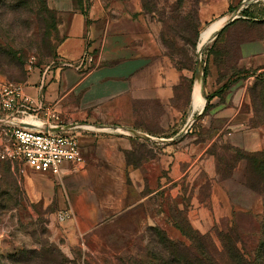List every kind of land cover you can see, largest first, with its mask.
I'll list each match as a JSON object with an SVG mask.
<instances>
[{"label":"rangeland","instance_id":"obj_1","mask_svg":"<svg viewBox=\"0 0 264 264\" xmlns=\"http://www.w3.org/2000/svg\"><path fill=\"white\" fill-rule=\"evenodd\" d=\"M22 1L8 0L14 10L0 9V82L23 84L35 69L51 66L68 34L72 13L56 11L49 0L47 11L34 0ZM118 1L132 5L135 29L152 35L155 100L133 101L128 125H96L105 131L85 134L98 141L120 138L131 125L153 134L154 141L134 136L141 146L123 158L139 170L140 196L155 195L124 213H98L101 206L88 189L100 192L121 175L106 169L119 163L106 142L84 155L78 140L84 157L78 167L99 169L72 185L86 188L87 199H51L57 177L0 158V264H183L197 256L187 235L211 234L217 241L235 224L252 247L261 234L264 198L241 186L244 165L235 157L264 151V0ZM224 17L227 24L200 47L203 31ZM89 65L83 70L95 68ZM244 72L248 77L229 82ZM149 75L148 67L130 85L142 76L140 83L149 84ZM196 86L201 109L193 107ZM93 175L100 177L97 183ZM131 182L125 173V185ZM91 208L97 211L94 221L86 217ZM58 210H71L69 220L79 226L70 254L63 251L67 240H53L48 228Z\"/></svg>","mask_w":264,"mask_h":264},{"label":"crops","instance_id":"obj_2","mask_svg":"<svg viewBox=\"0 0 264 264\" xmlns=\"http://www.w3.org/2000/svg\"><path fill=\"white\" fill-rule=\"evenodd\" d=\"M49 3L56 11L72 13L68 34L58 47L57 65L32 71L28 80L23 83L25 93L34 102L41 101L45 106L51 107L59 119L61 118L60 123L66 127L84 125L89 126L85 129L97 131L101 129H97L96 125L116 121L128 125L132 121L129 111L133 106V101L155 100L152 78L154 57L152 35L149 32L140 33L135 29L134 21L136 20L131 12L132 5L118 0L112 2L86 0V3L83 2L78 8L73 0H49ZM85 52L90 53L93 58L92 66L95 68L90 67L94 68L93 70L84 71L83 69L87 66L79 67ZM77 61L78 63H76ZM60 62H67L71 66L61 67ZM148 67L149 84L140 83L142 76L139 83L130 85L131 79L133 78L134 81L135 76L140 75L143 71H148ZM116 77L119 79L118 82H115ZM195 89L192 94L193 107L201 109L194 103ZM36 114L40 118L43 117L42 111ZM102 127H106V125ZM128 127L131 128L124 127L128 129V133L122 132V137L102 141H98L96 136H87L85 132L89 130L75 131L78 134L84 155L98 148L100 142H106L110 147V154L119 158L116 167L112 163L106 166L107 171L116 169L121 174L116 177L118 182L115 181L113 186L104 187L100 192L96 188L88 189L90 193H93L91 194L94 196L92 199H98L97 204L101 206L98 213H101L103 217L124 213L155 195V192L152 191L144 198L140 196L137 184L140 176L139 170L124 162L123 153L133 151L141 146L139 139H136L131 131H142L133 128V125ZM101 131H105V129ZM150 149L153 148L150 147ZM258 149L261 150L262 145H259ZM78 166L65 164L62 167L60 175L56 178L57 187L51 190V199L54 197L56 199H87L86 188L84 190L81 185L78 187L72 185L83 182L91 173L97 172L99 169L92 166L81 169ZM127 172L132 178L129 186L125 185V173ZM42 175L48 176V174ZM93 178L97 183L100 177L93 175ZM169 185V181L162 183L160 190L164 191ZM73 202L76 204L77 200ZM59 210H64V208ZM56 213L51 215L48 228L53 240H59V237L67 240L63 251L70 254L71 247L69 246L73 241H76L79 226L76 225V219L59 223L56 220ZM77 214L79 213L77 212ZM80 216L79 214V219ZM86 217L89 221L96 220L97 211L94 208L88 209Z\"/></svg>","mask_w":264,"mask_h":264},{"label":"built area","instance_id":"obj_3","mask_svg":"<svg viewBox=\"0 0 264 264\" xmlns=\"http://www.w3.org/2000/svg\"><path fill=\"white\" fill-rule=\"evenodd\" d=\"M92 63L90 53L85 52L79 67ZM60 66L71 64L61 62ZM39 111L43 112L41 118L36 114ZM85 127L61 124L51 107L41 101L34 102L25 93L23 84L0 82L1 159L18 161L35 173L58 177L65 164L84 163L75 131L89 130ZM56 215L60 222L74 218L71 210L59 211Z\"/></svg>","mask_w":264,"mask_h":264},{"label":"trees","instance_id":"obj_4","mask_svg":"<svg viewBox=\"0 0 264 264\" xmlns=\"http://www.w3.org/2000/svg\"><path fill=\"white\" fill-rule=\"evenodd\" d=\"M31 0H24L22 4L27 5ZM43 11H47L46 0H34ZM75 6L78 8L86 0H73ZM7 7L14 10V5L5 0L4 3L0 2V9H6ZM83 12V11H82ZM84 13V12H83ZM58 54L51 63V66L56 62ZM248 77V73L244 72L241 75H233L229 82L238 81L240 78ZM25 83V82H23ZM18 84V83H17ZM227 87L225 85L215 93L208 97H215L222 90ZM135 129H140V127H134ZM142 130V129H140ZM148 135L153 136L147 132ZM128 153L133 154L134 151ZM236 164L244 165V175L242 181V187L254 194L262 195L264 198V151L257 153H236ZM261 234L257 238V242L252 247L246 245L247 235L243 234L238 230L237 225H233V228L227 230L222 234H218L217 241L211 234L208 235H198V237H188L192 243V249L197 253L195 259H185L183 264H264V216L261 221ZM167 244L171 242L167 238ZM164 244V243H163ZM175 262V260H173Z\"/></svg>","mask_w":264,"mask_h":264},{"label":"bare ground","instance_id":"obj_5","mask_svg":"<svg viewBox=\"0 0 264 264\" xmlns=\"http://www.w3.org/2000/svg\"><path fill=\"white\" fill-rule=\"evenodd\" d=\"M227 21L228 17L221 18L220 20L216 21L211 26H209L206 30H204L200 38V47L207 43L215 32L223 28L227 24ZM194 103L196 107L198 106L199 108H203L204 100L200 95L199 86H196L195 89Z\"/></svg>","mask_w":264,"mask_h":264},{"label":"water","instance_id":"obj_6","mask_svg":"<svg viewBox=\"0 0 264 264\" xmlns=\"http://www.w3.org/2000/svg\"><path fill=\"white\" fill-rule=\"evenodd\" d=\"M198 50H200V48H199ZM199 56H200V55H199ZM203 108H204V107H203ZM131 133H132L133 135H135L136 137H138V138L145 139V140H147V141H154V138H152V137H150V136H148V135H146V134H142V133H138V132H134V131H131Z\"/></svg>","mask_w":264,"mask_h":264}]
</instances>
